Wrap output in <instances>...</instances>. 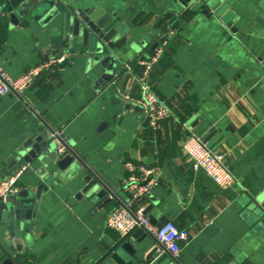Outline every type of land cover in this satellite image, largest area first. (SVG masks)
<instances>
[{
	"label": "crops",
	"instance_id": "obj_1",
	"mask_svg": "<svg viewBox=\"0 0 264 264\" xmlns=\"http://www.w3.org/2000/svg\"><path fill=\"white\" fill-rule=\"evenodd\" d=\"M8 1L0 0V11ZM54 5L63 14L101 8L117 16L116 74L111 83L100 84L98 65L90 69L75 49L66 52L62 14L49 22H44L46 12L37 18L29 14L11 25L7 13L0 62L8 75L17 78L41 62L63 58L20 97H0V181L26 167L17 190L30 188L35 194L41 184L47 187L34 203L31 243L18 261L98 264L121 242L126 264H264V28L254 22L251 4L234 2L219 16L190 5L194 16L188 21L186 8L157 0H55ZM172 23L177 25L174 53L162 72L155 67L152 73V90L171 116L155 132L120 93L140 98L125 67L137 75L136 60L153 55L162 29ZM39 129L61 133L66 151L78 157V172L39 178L38 164L18 160L17 148ZM187 131L223 154L233 186L218 188L193 169L181 152ZM125 162L157 168L159 187L137 202L152 224L173 223L180 231L178 260L143 232L133 239L140 230L121 237L106 227L107 216L129 199L123 189ZM88 175L107 192L101 203L77 199L80 180ZM0 224L3 239L5 214Z\"/></svg>",
	"mask_w": 264,
	"mask_h": 264
},
{
	"label": "water",
	"instance_id": "obj_2",
	"mask_svg": "<svg viewBox=\"0 0 264 264\" xmlns=\"http://www.w3.org/2000/svg\"><path fill=\"white\" fill-rule=\"evenodd\" d=\"M241 1H248L251 4V11L257 15L254 22L264 28V0H157V2L176 3L187 10H190V5H200L203 10L212 11L218 16L230 9V4ZM54 2L55 0H10L5 5L10 24L17 25L21 18L29 14L37 18L46 12L44 22L52 21L55 16L62 14L64 36L68 43L66 52L72 53L74 51L72 49H75L79 57L87 62L88 68L92 69L98 65L103 70L99 80L100 84L111 83L116 74L113 42L121 37L120 30L116 29L117 16H108L101 8L74 15H71L70 12L63 14L61 8L54 5ZM17 149L18 160L22 159L29 165H39L40 168L36 172L39 178H45L47 172H52L51 174L55 176L56 171L78 172L80 169L78 157L76 158L71 150L57 154L56 145L47 130L39 129L32 132ZM80 181L83 187L78 192L77 199L86 198L91 202L99 201V203L106 199L107 192L97 178L88 175ZM46 190L47 187L41 184L35 194L30 188H23L9 194L4 200L0 199V223L4 214L6 222L5 238H0V254L2 256L0 264H22L18 258L24 250H28V245L31 243L28 223L32 217L34 203L40 198L41 192ZM147 213L148 210L145 214ZM251 218H253V222L259 221L258 216L251 214ZM14 223L16 227L13 226ZM261 224L264 225V219L261 220ZM140 233L142 231L136 233L133 239L137 238ZM20 234L22 238L18 237ZM120 245L121 242L106 252L98 264L101 262L102 264H126V259L122 254L127 247H120ZM61 264L71 263L69 260H64ZM75 264H80V262L77 261Z\"/></svg>",
	"mask_w": 264,
	"mask_h": 264
},
{
	"label": "built area",
	"instance_id": "obj_3",
	"mask_svg": "<svg viewBox=\"0 0 264 264\" xmlns=\"http://www.w3.org/2000/svg\"><path fill=\"white\" fill-rule=\"evenodd\" d=\"M174 35V30L167 31L166 34L160 37L158 46L152 56L136 60L135 65L141 68L140 74L135 75L132 71V66L125 67L129 80H134L137 84L140 98L131 99L125 92L120 93V95L126 101L134 102L135 106L144 114L147 127L155 132L159 131L162 128L161 124L169 119L171 109L166 107L152 90L150 74L153 67L161 59L164 48ZM62 62L63 58L41 62L37 67L21 73L17 78L8 75L0 62V97L9 93L20 97L42 73L50 71V69ZM52 138L57 148V154L65 153L66 148L61 133H53ZM180 145L184 158L188 163L192 164L193 169L202 171L218 188H227L236 183L224 162L223 154L204 145L202 139L192 132L187 131ZM123 168L126 174L123 180V189L128 194L129 199L128 202L122 203L107 216L105 220L106 227L115 233L117 232L121 237H126L136 230H140L145 235L155 239L162 250L167 252L174 260H178L179 243L183 241V236L177 227L173 223H166L157 227L145 215L144 207L132 209L134 202L148 198L159 187L157 168L138 166L130 162H125ZM26 169V167H22V170L16 175L0 181V199L4 200L6 196L17 191L15 185L22 172Z\"/></svg>",
	"mask_w": 264,
	"mask_h": 264
},
{
	"label": "trees",
	"instance_id": "obj_4",
	"mask_svg": "<svg viewBox=\"0 0 264 264\" xmlns=\"http://www.w3.org/2000/svg\"><path fill=\"white\" fill-rule=\"evenodd\" d=\"M194 13L190 12L189 10H187V12L185 14H183V19L186 21H188L190 19V17L194 16L193 15ZM7 22H8V19H7V7L4 6L1 11H0V46L4 43V37L6 35V31H7ZM177 25L176 23H172L170 24V26H168L167 29H165V27L162 29V34H166L167 31H170V30H174L176 29ZM175 36V35H174ZM174 36L173 38L171 39V41L168 43V45L164 48L163 50V55L161 57V59L159 60V62L153 67V69L156 67V69L158 70H162L164 68L167 67V63L170 62V59H171V56L172 54L174 53L173 52V39H174ZM137 75L141 73V68H137ZM153 69H152V72L150 74V83L152 85V80H153V76H152V73H153ZM132 71H134V69L132 68ZM162 72V71H161ZM41 76V75H40ZM39 76V77H40ZM42 93L44 95H48V91H47V88H44L42 90ZM140 203L141 202H137L134 206L136 208H138L140 206Z\"/></svg>",
	"mask_w": 264,
	"mask_h": 264
}]
</instances>
